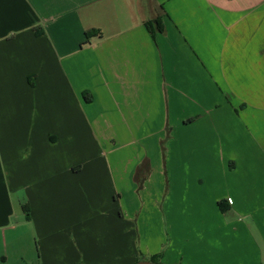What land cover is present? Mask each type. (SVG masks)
I'll list each match as a JSON object with an SVG mask.
<instances>
[{"label":"crops","instance_id":"obj_1","mask_svg":"<svg viewBox=\"0 0 264 264\" xmlns=\"http://www.w3.org/2000/svg\"><path fill=\"white\" fill-rule=\"evenodd\" d=\"M20 217L40 264H264V0H0Z\"/></svg>","mask_w":264,"mask_h":264},{"label":"rangeland","instance_id":"obj_2","mask_svg":"<svg viewBox=\"0 0 264 264\" xmlns=\"http://www.w3.org/2000/svg\"><path fill=\"white\" fill-rule=\"evenodd\" d=\"M188 116V115H187ZM183 117L181 123H188L192 120L191 117ZM164 135L161 137V150L164 153L165 143L169 137L170 126H165ZM18 211L20 208L18 206ZM20 220V221H18ZM13 224L16 230L12 232L13 240L10 237V232L7 235L5 232L6 246L0 243V264H40L37 259V250L35 246L34 236L31 227L21 217L13 219ZM5 258V261L3 259ZM137 261L135 264H137Z\"/></svg>","mask_w":264,"mask_h":264},{"label":"trees","instance_id":"obj_3","mask_svg":"<svg viewBox=\"0 0 264 264\" xmlns=\"http://www.w3.org/2000/svg\"><path fill=\"white\" fill-rule=\"evenodd\" d=\"M147 26H148V24H147ZM23 208V210H24V212H25V214H26V217L28 218V216H29V210H28V208L27 207H22Z\"/></svg>","mask_w":264,"mask_h":264},{"label":"water","instance_id":"obj_4","mask_svg":"<svg viewBox=\"0 0 264 264\" xmlns=\"http://www.w3.org/2000/svg\"><path fill=\"white\" fill-rule=\"evenodd\" d=\"M137 264H152V263H150L148 261H139Z\"/></svg>","mask_w":264,"mask_h":264},{"label":"built area","instance_id":"obj_5","mask_svg":"<svg viewBox=\"0 0 264 264\" xmlns=\"http://www.w3.org/2000/svg\"><path fill=\"white\" fill-rule=\"evenodd\" d=\"M228 202H231V201L228 199Z\"/></svg>","mask_w":264,"mask_h":264}]
</instances>
